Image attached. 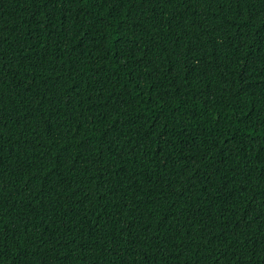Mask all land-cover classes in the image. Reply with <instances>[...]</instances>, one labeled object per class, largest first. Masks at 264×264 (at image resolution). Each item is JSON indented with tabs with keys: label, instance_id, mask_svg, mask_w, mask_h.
<instances>
[{
	"label": "trees",
	"instance_id": "obj_1",
	"mask_svg": "<svg viewBox=\"0 0 264 264\" xmlns=\"http://www.w3.org/2000/svg\"><path fill=\"white\" fill-rule=\"evenodd\" d=\"M0 264H264V0H0Z\"/></svg>",
	"mask_w": 264,
	"mask_h": 264
}]
</instances>
